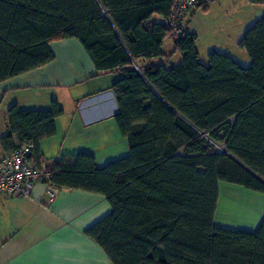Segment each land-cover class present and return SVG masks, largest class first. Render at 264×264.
Segmentation results:
<instances>
[{
	"label": "trees",
	"instance_id": "obj_1",
	"mask_svg": "<svg viewBox=\"0 0 264 264\" xmlns=\"http://www.w3.org/2000/svg\"><path fill=\"white\" fill-rule=\"evenodd\" d=\"M173 3L0 0V83L51 62L49 43L61 39L78 40L98 74L120 73L111 90L128 154L102 167L88 152L47 164L59 189L109 202L83 233L111 264H264V217L253 232L214 224L221 182L264 193V14L237 43L249 66L216 50L201 63L182 20L173 41L181 61L166 67L155 61L170 57L162 46ZM63 113L56 99L42 110L11 105L3 151L32 141L29 159L41 161L39 143L56 134Z\"/></svg>",
	"mask_w": 264,
	"mask_h": 264
},
{
	"label": "crops",
	"instance_id": "obj_2",
	"mask_svg": "<svg viewBox=\"0 0 264 264\" xmlns=\"http://www.w3.org/2000/svg\"><path fill=\"white\" fill-rule=\"evenodd\" d=\"M190 25L186 30L197 36ZM244 30L245 26L239 27L238 35ZM239 39L235 38V43ZM49 48L54 54L51 62L0 83V139L6 132V113L11 105L42 110L56 99L64 113L55 119L56 134L39 143L42 162L68 164L70 156L88 152L96 166L102 167L126 156L128 144L116 124L118 105L111 90L120 73L98 74L76 39L51 41ZM162 50L170 57L156 63L170 67L181 61L180 53H173V41L165 38ZM212 50L240 63L241 54L232 47L210 44L208 52ZM0 152H4L1 143ZM110 209L105 196L79 189L61 188L48 201L41 181L34 184L29 196L0 195V264H111L99 245L83 233ZM262 217L264 193L219 184L215 226L253 232Z\"/></svg>",
	"mask_w": 264,
	"mask_h": 264
},
{
	"label": "rangeland",
	"instance_id": "obj_3",
	"mask_svg": "<svg viewBox=\"0 0 264 264\" xmlns=\"http://www.w3.org/2000/svg\"><path fill=\"white\" fill-rule=\"evenodd\" d=\"M262 14H264V0H214L209 2L206 10L203 6L192 8L185 16L184 22L191 24L190 26L197 33V49L201 63L207 64L210 44H217L239 51L240 64L247 67L250 65L248 56L235 43L237 38L242 36L238 35V28L241 26L248 28L258 15L260 17Z\"/></svg>",
	"mask_w": 264,
	"mask_h": 264
},
{
	"label": "built area",
	"instance_id": "obj_4",
	"mask_svg": "<svg viewBox=\"0 0 264 264\" xmlns=\"http://www.w3.org/2000/svg\"><path fill=\"white\" fill-rule=\"evenodd\" d=\"M203 1L174 0L171 13L166 19L171 29L167 39L174 41L178 37L179 23L197 3ZM33 148L32 141H25L12 151L0 152V195L29 196L38 181L44 182L48 201L58 195L60 189L49 181L47 164L29 159Z\"/></svg>",
	"mask_w": 264,
	"mask_h": 264
},
{
	"label": "water",
	"instance_id": "obj_5",
	"mask_svg": "<svg viewBox=\"0 0 264 264\" xmlns=\"http://www.w3.org/2000/svg\"><path fill=\"white\" fill-rule=\"evenodd\" d=\"M217 147H219V149L222 151V152H224V153H226L229 157H231L233 160H235L237 163H239L241 166H243L245 169H247L244 165H242L236 158H234L231 154H229L227 151H225L223 148H221L220 146H217ZM251 174H253L254 176H256L254 173H252L249 169H247ZM257 177V176H256ZM259 180H261L259 177H257ZM262 181V180H261ZM262 182H264V181H262Z\"/></svg>",
	"mask_w": 264,
	"mask_h": 264
}]
</instances>
